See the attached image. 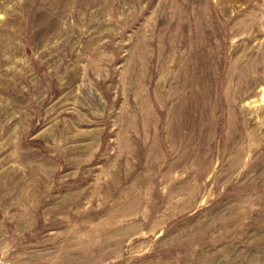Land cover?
I'll list each match as a JSON object with an SVG mask.
<instances>
[{"label":"rangeland","instance_id":"rangeland-1","mask_svg":"<svg viewBox=\"0 0 264 264\" xmlns=\"http://www.w3.org/2000/svg\"><path fill=\"white\" fill-rule=\"evenodd\" d=\"M0 264H264V0H0Z\"/></svg>","mask_w":264,"mask_h":264}]
</instances>
